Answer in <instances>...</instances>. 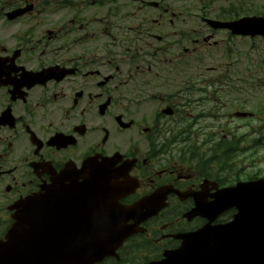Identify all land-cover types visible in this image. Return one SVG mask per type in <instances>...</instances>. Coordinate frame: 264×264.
<instances>
[{"label":"flooded vegetation","instance_id":"obj_1","mask_svg":"<svg viewBox=\"0 0 264 264\" xmlns=\"http://www.w3.org/2000/svg\"><path fill=\"white\" fill-rule=\"evenodd\" d=\"M121 8L135 18L126 68L117 67L112 34L111 18ZM99 9L108 12L95 20L91 13ZM150 11L158 12V19L149 20ZM164 11L162 0H0V242L6 241L16 206L45 188L52 202L46 211L34 209L47 221L31 228L42 235V249L84 250L80 234L85 224L95 225L85 222L95 214L79 211L76 203L63 205L51 188L66 167L79 170L90 158H113L115 170L127 164L135 189L119 201L121 206L159 204L148 206L156 207L152 216L128 217L134 233L117 258L96 264H157L180 246L179 236L204 224L188 220V212L196 201L212 202L215 188L226 185L207 164L193 161L190 148L180 149L181 132L167 126L175 123L176 105L163 91L180 87L179 69L185 74L187 68L174 63L166 71L157 57L160 38L146 35L149 22H165ZM37 239L29 246L36 247ZM19 256L18 264H28L32 256L36 263V252ZM65 256L51 251L47 257L50 264H63ZM11 261L0 253V264Z\"/></svg>","mask_w":264,"mask_h":264},{"label":"rangeland","instance_id":"obj_2","mask_svg":"<svg viewBox=\"0 0 264 264\" xmlns=\"http://www.w3.org/2000/svg\"><path fill=\"white\" fill-rule=\"evenodd\" d=\"M199 1L203 2V0H165V4L169 6L168 8H170V10H173L172 12H180L178 17L179 21H177L179 22L177 24L178 26L173 27L172 30H176L179 27V24L181 25L180 28L184 30H188L189 28H192V31L193 29H200L201 21L197 18L199 17L200 5L202 4L199 5ZM212 1V7L207 13H210V17H214L216 11L219 10L222 5L228 4L227 2L222 3L221 0ZM247 2L248 0H245V4ZM254 4L256 5V7L245 10L243 13H246L248 11L251 12L252 9V11L263 13L264 0L255 1ZM92 13L102 16L104 12L99 9L93 11ZM169 16V13L165 16L166 21L170 19ZM123 32L124 30L122 28L116 26V37L121 35V39H123ZM166 33L167 31H165L164 34L166 35ZM170 37L174 36L170 35ZM220 40H223V44L226 48H228L229 50L231 49V57L229 59H224L225 55L222 46H218L215 48L210 47L208 49L202 50L201 53L197 52L199 53L200 61H197V68L195 70L196 83L202 87H210L211 89H213L212 86L208 85L209 83H215L216 80L230 75V72L225 68H229L231 73L237 72L238 76L230 75V77H228L229 82H231V79L233 80L227 88L230 92L227 96L221 95L219 97V99L223 100L224 104H226V106L223 107V111L225 114L222 115L220 112L216 116H214V119H208L201 122L206 124V127H210L211 124H216L214 129L207 128L205 130L208 133L206 134L208 135V137L213 132L217 133V128L220 127H224L225 129L232 131L231 134H233L234 136L228 138L224 143L220 142L221 136H217L215 139H213L212 143H218L220 148H231V153L239 151L241 147L244 149L243 154H245V157L241 158L242 162L238 165L241 174L250 173L251 171H253V169L258 170V173L261 169V171L264 173V145H262V143H264V118H260L259 121H249L248 123L247 121L234 120L231 123H228L227 121L229 116L228 114L237 111V108L239 107H245L244 110L250 112L257 109L256 107L258 105L262 109H264V89L261 87L264 83V80H262L260 84L256 83L257 79L253 76L252 73V68H254L253 64L258 63L259 66L260 60L264 57V40L238 39L234 41H228L223 35H220L219 38L214 39V41L221 42ZM237 47L240 48L238 52ZM223 69H225V71H222ZM241 72L247 73L246 79L248 82L244 80V76ZM259 77L260 80L263 79L264 72L260 71ZM232 88L237 92L231 91ZM227 89H224V91ZM204 101V108H196V111L194 112L195 115H204L202 112H205V110H209L211 104H215L211 101V99L209 100L208 98H206ZM261 115H264V111L261 112ZM240 126H245V128L240 129ZM252 129H256L257 131L258 129H260V137H258V135H252V133H250ZM199 130L200 128L197 127L195 132L198 133ZM246 132H249L250 136H244L243 138L246 140V142L243 143V140H241L239 137ZM252 140H260L258 141L255 152H253L251 149V146L254 144ZM202 141L207 142L208 139H206L205 137H199V139L197 140V145H200Z\"/></svg>","mask_w":264,"mask_h":264},{"label":"water","instance_id":"obj_3","mask_svg":"<svg viewBox=\"0 0 264 264\" xmlns=\"http://www.w3.org/2000/svg\"><path fill=\"white\" fill-rule=\"evenodd\" d=\"M209 25L230 29L235 35H264V19ZM236 195L239 208L233 223L223 230L208 232L209 246L181 251L179 264H264V180L240 187ZM183 250L188 251L186 246Z\"/></svg>","mask_w":264,"mask_h":264}]
</instances>
